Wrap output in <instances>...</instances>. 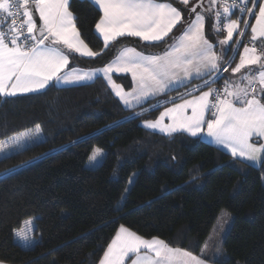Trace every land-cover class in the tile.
<instances>
[{"label": "trees", "instance_id": "16d2710c", "mask_svg": "<svg viewBox=\"0 0 264 264\" xmlns=\"http://www.w3.org/2000/svg\"><path fill=\"white\" fill-rule=\"evenodd\" d=\"M70 8L82 38L97 52L93 59L73 58L83 67L107 65L127 45L161 51L189 23L187 10L186 23L161 43L123 38L106 47L95 31L100 10L89 0H71ZM215 23L213 15L205 25L213 42L225 33L215 32ZM246 33L242 45H251L250 28ZM114 78L132 87L129 75ZM217 84L223 85L224 77L210 86ZM205 88L195 79L134 109H126L101 76L76 86L51 84L40 92L0 96V143L8 145L0 151V262L98 264L122 225L201 256L217 216L226 209L234 220L223 249L203 257L214 264H264V159L254 166L202 138L142 125L190 96L187 91L193 95ZM23 133L33 137L14 144L11 139ZM95 147L103 150V159L88 167ZM29 220L31 225L25 223ZM19 229L38 243L21 246Z\"/></svg>", "mask_w": 264, "mask_h": 264}, {"label": "snow or ice", "instance_id": "6c2138e0", "mask_svg": "<svg viewBox=\"0 0 264 264\" xmlns=\"http://www.w3.org/2000/svg\"><path fill=\"white\" fill-rule=\"evenodd\" d=\"M90 2L98 5L102 12L95 27L103 36L105 46L125 35L144 41H161L182 19L176 7L160 0ZM180 2L187 4L188 0ZM213 7L216 8L215 29L226 32V36L219 41L222 46H228L223 48L222 56H217L213 51L214 46L205 37V16L197 13L177 42L163 55H144L135 48H124L113 62L102 69H74L61 76L57 74L69 63V58L56 45H64L84 56L97 55L80 39L75 17L70 11V0H0V96L36 92L53 80L64 84L92 80L97 72H102L124 105L131 107L133 101L139 103L149 96L164 93L174 81L177 86H184V80L202 79L213 72L228 71V67L221 69L219 62L227 57L228 51H236L229 42L233 41L234 34L243 37L246 35L244 29L250 28L251 46L242 45L239 39L235 41L236 45L243 46V52L239 53V63L231 69L234 74L248 69L241 76V80L247 82L244 87L231 86L226 82L221 92L210 86L220 77L204 80L208 91L192 99H184L183 103H174L156 121H146L145 126L168 135L186 132L195 137L204 131L206 125L207 135L230 149L233 157L257 161L264 156V144L257 145L250 141L254 135L264 138V51H259L256 43L260 41L264 45V2L210 0V7L205 11L210 12ZM256 8L258 11H254ZM33 11L38 12L41 24L34 19ZM242 14L252 17L255 22L251 23ZM233 16L236 18L233 19ZM17 18L20 19L19 24ZM9 20L11 22L7 23ZM6 23L5 28L3 25ZM46 41H50V44H46ZM227 61L230 64L232 58L227 57ZM251 66H258L259 70L253 72ZM113 70L130 72L137 82V88L125 92L111 81L108 74ZM186 95H191V92ZM213 95L214 102L209 99ZM189 108L191 115L186 114ZM208 113L210 117L206 118ZM166 116L171 119L167 125L163 124ZM39 130L40 126L36 125V133ZM25 138L31 139L28 133H23L13 143L19 144ZM7 146L0 143V151ZM102 155V150L96 148L89 160L98 162V157ZM25 223L31 225L32 221ZM16 237L26 248L38 243L25 229L17 230ZM126 258L131 259V264H206L205 259L173 248L162 239H146L121 226L99 264H125Z\"/></svg>", "mask_w": 264, "mask_h": 264}, {"label": "rangeland", "instance_id": "374dc122", "mask_svg": "<svg viewBox=\"0 0 264 264\" xmlns=\"http://www.w3.org/2000/svg\"><path fill=\"white\" fill-rule=\"evenodd\" d=\"M195 1H196V0H195ZM195 1H194V2H195ZM209 2H210V0H207L206 3L209 4ZM262 2H264V0H262ZM197 13H200V14L204 15L205 18H206L207 13L204 12V10H203L202 8H200V9L197 11ZM197 13L195 14L193 20L195 19ZM245 15H246V14H245ZM248 17H249V16L246 15V18H247V19H249ZM193 20H192V21H193ZM242 29H243V26H242ZM247 33H248V32H247ZM247 33H246V34H247ZM245 36H246V35H245ZM238 37H239V36H238ZM248 37H249V36H248ZM246 45L251 46L250 44H246ZM236 46H237V45L235 44V47H234V48H236V51H237V47H236ZM224 47H227V46H226V45L222 46V45L220 44L219 47H218V49H219V51H220V53H221V56H222V54H223V48H224ZM168 50H170V49H168ZM236 51H235V52L232 51V54H231L232 61H233V57H234ZM162 55H163V54H162ZM113 58H114V57H113ZM239 59H240V57H239V58L234 62V64H232V65H231L232 61H231L230 64L228 63V61H227V62H223V61H222V63H221V69H223L224 67H228V71L225 72V71H222V70H221L219 73H217V72H213V73L211 74V76H208V77L205 76L203 79H200V83H203L204 80H211V79L216 78V77H220V78H223V77H224V84H223V85H225L226 82H227V83H228L229 85H231V86L244 87V86L246 85L247 82H246V81H242V80H241V76H242V74L246 73V72L248 71V69H243L241 73H235V74L232 73V71H231V69L234 68V67L236 66L237 63H239ZM111 62H112V61H111ZM251 68H252L253 72L259 70V69H258V66H251ZM181 76H182V74H181ZM130 77H131V76H130ZM220 78H219V79H220ZM131 80H132V77H131ZM189 80H191V79L184 80V81H183V84H187V82H188ZM111 81L114 82L116 85H118L120 88H122L125 92H131L133 89H136V88H137V82L135 81V82L133 83L134 80H132V87H131L132 89H131V90H128V89H127L126 87H124L121 83L117 82V81L115 80V78H114V80L111 79ZM192 81H193V80H192ZM190 82H191V81H190ZM190 82H189V83H190ZM108 84H109L110 87H112L110 83H108ZM134 84H135V85H134ZM217 85H218V84H217ZM217 85H215L214 87H216ZM179 87H181V86H177V82L174 81L173 84L169 86V89L166 90L164 93H158V94H156V95H154V96H149V97H147L146 99H142L139 103H136L135 101H133V105H132L131 107L125 106L124 103H123L121 100H120V101L122 102L123 106H124L126 109H134V108L141 107V106L145 105L149 100H152V99H155L156 97L162 96V95H164V94H166V93H168V92H171V91H173L174 89H177V88H179ZM194 87H195V85H192V86H191V88H193V89H194ZM129 89H130V88H129ZM213 89H214V88H213ZM112 90H113V92H114V94H115V90H114L113 88H112ZM190 91H191V89H190ZM203 91H208V87H206L205 89H203L201 92H203ZM187 92H189V91H187ZM201 92H199V93H197V94H193V95L187 96V97H185V98H182V99H180V100H178V101H176V102H174V103H175V104L183 103V100H184V99H192L193 97H197V96H199V95L201 94ZM115 95H116V94H115ZM116 96H117V95H116ZM117 97H118V96H117ZM118 98H119V97H118ZM212 98H213V97H210V101H212ZM119 99H120V98H119ZM174 103H171V104L165 106V107L162 109V111L160 112V114H161L162 112H164L167 108H172L173 105H174ZM238 106H239V105H238ZM160 114H159L155 119H153V120H146V121H156L157 119H159ZM186 114H187V115H191V109H190V108L187 109ZM209 117H210V113L206 114V118H209ZM146 121H142V125H143L145 128H147V129H149V130H153V131L161 132V131H159V129H151V128L146 127V126H145V122H146ZM170 123H171V119H170V117H167V116H166V117L164 118V120H163V124L167 125V124H170ZM161 133H163V132H161ZM177 133H186V132H176V133H172L171 135H173V134H177ZM186 134H188V133H186ZM188 135H190V134H188ZM190 136H191V135H190ZM31 137H33V136H31ZM195 137H197V138H202L203 140H206V141H208V142H210V143L215 144L216 146H219V144H218V143H217L212 137H210V136L207 135V127H206V125H205V127H204V131H203L199 136H195ZM17 139H18V137L15 136V137H13L11 140L15 141V140H17ZM250 142H252V143H254V144H257V145H261V144H264V138L257 137V136L254 135V136L251 138V141H250ZM221 145H222V144H221ZM219 147L222 148V149H224V150H226V151H228L229 153H231L230 149L226 148L224 145L219 146ZM96 148H99V147H95L94 149H96ZM92 152H93V151H92ZM102 153H103V150H102ZM91 154H92V153H91ZM103 154H104V153H103ZM90 156H91V155H90ZM234 158L241 159V160H243V161H245V162H247V163H250V164H252V165H254V166H259V165H261V163H262V161H263V159H264V156H262V158H261V159H258L257 161H248V160H246V159L243 158V157H234ZM102 159H103V155H102V157H98V162H92V161L89 160L88 163H87V166H88V167H96L97 165H99V164L101 163ZM134 178H135V176H132V177L130 178L129 183H128V186H127V189L130 188L131 184H132L133 181H134ZM233 220H234V214H233L232 212H230V211H228V210H226V209H222V210L220 211V213H219V215L217 216V219H216V221H215V224H214L213 228L211 229V232H210V234L208 235V237H207V239H206V241H205V243H204V245H203V247H202V250H201V256H208V255L212 254V252H215V253L218 255V254L221 252V250L223 249V242H224V239H225V237H226V235H227V232H228V230H229V228H230V226H231ZM144 238H145V237H144ZM152 238H153V237H152ZM156 238H158V237H156ZM147 239H151V238H147ZM160 239H161V238H160Z\"/></svg>", "mask_w": 264, "mask_h": 264}, {"label": "crops", "instance_id": "0c3cea01", "mask_svg": "<svg viewBox=\"0 0 264 264\" xmlns=\"http://www.w3.org/2000/svg\"><path fill=\"white\" fill-rule=\"evenodd\" d=\"M90 1V0H89ZM175 1H178L179 3H181L180 2V0H175ZM194 1L195 0H188V3L187 4H184V3H181L182 5H183V7L182 6H179V5H177L175 2H174V0H160V2H166V3H171L174 7H176L180 12H181V14H182V19L180 20V22L179 23H177L176 24V26L175 27H173V29H172V31L171 32H169L168 33V35L167 36H165L161 41H144V40H142L141 38H139V37H132V36H127V35H125V36H123V37H118L117 39H115V40H113V41H110L109 43H108V45L106 46V47H108V46H110L111 44H113L114 42H116V41H118V40H120V39H123V38H133V39H138V40H140V41H142V42H144V43H148V44H155V43H161V42H163V41H165L166 39H168L175 31H176V29L180 26V25H182V23L184 24V23H186V21H185V11H187L188 10V12H189V8L191 7V5L194 3ZM70 2H71V0H70ZM93 4V3H92ZM94 6H96L98 9H99V6L98 5H95V4H93ZM204 5H205V7H206V9H208L209 7H210V2H209V4L208 3H204ZM200 8H198L194 13H192V14H194L193 15V17H192V14H191V18L188 20L189 21V23H191V21L193 20V18H194V16H195V14L197 13V11L199 10ZM206 9H203L204 10V12H206L207 13V15H206V18H205V25H206V21H207V19L209 18V17H211V16H215V11H216V8L215 7H213L212 8V11H205ZM70 11H72L71 10V8H70ZM258 11V10H257ZM73 13V12H72ZM0 15H2V14H0ZM74 15V14H73ZM102 15V12L100 11V16ZM74 17H75V15H74ZM233 19H235L236 18V16H233L232 17ZM99 19H100V17H99ZM98 19V20H99ZM187 21V22H188ZM98 22V21H97ZM96 22V23H97ZM255 21H253V23H254ZM75 23H76V20H75ZM189 23L188 24H186L184 27H183V30L181 31V32H179L176 36H175V38L172 40V42L166 47V48H164L163 50H161V51H158V52H154V53H146V52H144V51H142V50H140V49H138V48H136L135 46H133V45H127V46H124V47H122V48H120L118 51H117V53L115 54V56H114V58H112L111 59V61L113 62L114 60H115V58L120 54V52L124 49V48H135L136 49V51L137 52H141V53H143L144 55H162V54H164V52L165 51H168V49H170L171 48V46L173 45V44H175L176 42H177V38L178 37H180L181 36V34L184 32V30L188 27V25H189ZM215 25V24H214ZM3 27H4V25H3ZM76 28H77V26H76ZM77 30H78V28H77ZM95 31H96V33L100 36V38L102 39V41H103V43H104V45H105V42H104V38H103V36L96 30V27H95ZM214 31L216 32L217 30L215 29V27H214ZM78 32H79V36H80V39L81 40H83V42L88 46V48L89 49H91L94 53H96L97 54V52H95L86 42H85V40L82 38V36H81V34H80V31L78 30ZM204 34H205V37L209 40V42L214 46L213 47V51L217 54V56H221V53H220V51H219V49H218V47H219V45H220V43H219V41L220 40H222L225 36H226V32L223 34V36H218V37H216V41H212L211 39H209L208 37H207V35H206V30L204 29ZM216 36H217V34H216ZM236 34H234V36H233V41H230L229 43L230 44H232L233 42H234V40H235V38H236ZM250 36H251V31H250ZM257 42H259V43H261L260 41H257ZM46 44H50V41H46L45 42ZM227 46V45H226ZM56 47H58V48H60V50L61 51H63L67 56H68V58H69V63L64 67V68H62L61 70H60V72L57 74V75H64V74H68V73H71L74 69L75 70H78V71H89V70H96V69H102V68H104L106 65H103V66H97V67H83V66H81V65H79V64H73V58L75 57V56H78V57H82V58H87V59H93V58H95L97 55H95L94 57H89V56H84V55H81L80 53H77V52H75V51H73V50H69L66 46H64V45H56ZM228 47V46H227ZM225 48V47H224ZM243 52V48L240 50V52L239 53H242ZM240 56L238 55V57L236 58V60L239 58ZM224 60V59H223ZM223 60H221L219 63H220V67H221V63H222V61ZM111 61L109 62V63H111ZM108 63V64H109ZM107 64V65H108ZM115 74H127V75H129V76H131L132 77V74L130 73V72H120V71H116V70H113L112 72H110L108 75L110 76V78L111 79H113L114 80V75ZM103 77L105 80H106V82L107 83H109V80H108V78H106L104 75H103V73L102 72H97L96 73V76L94 77V79H92V80H85V81H81V82H79V83H74V84H64V83H56L55 82V80H53V81H50L49 82V85L48 86H50L51 84H56V85H58V86H76V85H80V84H86V83H90V82H92V81H94L97 77ZM130 77V78H131ZM205 77V76H204ZM195 79H201V78H191V80H189L188 82H187V84L190 82V81H192V80H195ZM132 80H133V78H132ZM135 81H133V83H134ZM204 83V82H203ZM109 85V84H108ZM135 85V84H134ZM185 85V84H184ZM48 86H46L44 89H40V90H38V91H36V92H40V91H43V90H45ZM110 87V86H109ZM111 88V90H112V87H110ZM213 88V87H212ZM132 88H130V89H128V90H131ZM113 91V90H112ZM31 93H34V92H31ZM22 94H29V93H18L17 95H22ZM16 95V96H17ZM210 99V98H209ZM160 131V130H159ZM164 133V132H163ZM166 134V133H165ZM219 146H222L221 144H219ZM218 146V147H219ZM123 226V225H122ZM121 227V226H120ZM119 227V228H120ZM124 227H126V226H124ZM119 228L117 229V231H116V233L118 232V230H119ZM126 228H128V227H126ZM130 231H133L132 229H130V228H128ZM133 232H135V231H133ZM116 233H115V235H116ZM136 233V232H135ZM115 235L113 236V238H112V240L114 239V237H115ZM139 235V234H138ZM141 236V235H140ZM141 237H143V236H141ZM144 238V237H143ZM146 238V237H145ZM147 239V238H146ZM160 239V238H159ZM111 240V241H112ZM163 240V239H162ZM165 241V240H164ZM166 242V241H165ZM167 243V242H166ZM110 244V243H109ZM168 244V243H167ZM169 245V244H168ZM170 246V245H169ZM172 247V246H171ZM173 248H175V247H173ZM180 249H182V248H180ZM183 250H186V249H183ZM187 251V250H186ZM188 252H190V251H188ZM190 253H192V252H190ZM192 255H194V256H197V257H199V258H201V259H205V261H206V264H214L213 262H211V261H209V260H207L205 257H203V256H200V255H197V254H194V253H192ZM103 257V256H102ZM134 258V257H133ZM2 264H6V263H2ZM99 264V263H98ZM125 264H131V259H127L126 258V261H125Z\"/></svg>", "mask_w": 264, "mask_h": 264}, {"label": "water", "instance_id": "95a60500", "mask_svg": "<svg viewBox=\"0 0 264 264\" xmlns=\"http://www.w3.org/2000/svg\"><path fill=\"white\" fill-rule=\"evenodd\" d=\"M206 0H196L191 7L189 8V19L191 18V14L194 13L198 8L206 9L204 3ZM195 9V11H193ZM34 19L37 20L38 24H41L42 22L39 21L38 19V12L33 11ZM188 19V20H189Z\"/></svg>", "mask_w": 264, "mask_h": 264}, {"label": "built area", "instance_id": "2783aa9c", "mask_svg": "<svg viewBox=\"0 0 264 264\" xmlns=\"http://www.w3.org/2000/svg\"><path fill=\"white\" fill-rule=\"evenodd\" d=\"M248 6L250 7L251 5L249 4ZM254 11H255V9H254ZM248 18L250 19L251 17H248ZM10 22H11V21L9 20L7 23H10ZM7 23L4 24V27H5V28L7 27ZM19 23H20V19L17 18V24H19ZM244 31L246 32L247 29H244ZM244 37H245V36H243V37H238V39L241 40V41H243V40H244ZM238 46H239V45H237V48H238ZM223 88H224L223 85H217L216 87H214V89H220L221 92H222ZM214 95H215V94H214ZM214 95H213V98H212V102H214Z\"/></svg>", "mask_w": 264, "mask_h": 264}]
</instances>
